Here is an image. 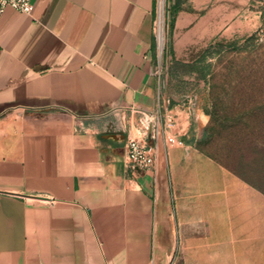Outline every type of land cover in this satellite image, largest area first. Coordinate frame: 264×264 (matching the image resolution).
<instances>
[{
  "label": "crops",
  "instance_id": "obj_1",
  "mask_svg": "<svg viewBox=\"0 0 264 264\" xmlns=\"http://www.w3.org/2000/svg\"><path fill=\"white\" fill-rule=\"evenodd\" d=\"M212 1H182L170 58L223 39ZM33 2L0 17V264H173L180 243L187 264H264V193L196 147L201 103L159 100L157 0ZM157 110L185 146L131 168Z\"/></svg>",
  "mask_w": 264,
  "mask_h": 264
},
{
  "label": "rangeland",
  "instance_id": "obj_2",
  "mask_svg": "<svg viewBox=\"0 0 264 264\" xmlns=\"http://www.w3.org/2000/svg\"><path fill=\"white\" fill-rule=\"evenodd\" d=\"M171 2L172 0L164 2V48L161 55L158 50L156 51L153 67L154 76L158 81L157 95L161 102L165 98L169 105L187 104L194 108L201 103L200 106L208 116L205 128L210 126V131L205 135L203 133L198 138V142H201L202 148L221 157L222 145L227 137H234L236 130L241 127H264V122L260 119H250L243 115V107L252 96L257 104L264 101V85L260 79H257V84L254 85L255 93L229 92V82L234 78V75L229 73L230 69L235 70L248 62H258L264 59V0H213L211 2L210 9L215 5L223 8L225 26L218 29L217 37L225 35L223 39L212 43L222 45L223 48L216 47L207 61L200 64L204 69L198 71L193 69L192 62L187 63L169 57L168 40L173 11L171 9L169 15L167 9ZM253 34H256V39L247 49L258 48V52L248 54L245 50L239 55L238 50L233 46L244 44L246 39ZM205 73H209L206 78L203 77ZM261 75L264 77V71ZM210 83L217 86L216 93L211 89ZM53 111L57 112L58 109H53ZM185 250V244L180 243L173 264H187L189 256H185ZM191 257L190 264H201V256H194L197 259L193 261Z\"/></svg>",
  "mask_w": 264,
  "mask_h": 264
},
{
  "label": "trees",
  "instance_id": "obj_3",
  "mask_svg": "<svg viewBox=\"0 0 264 264\" xmlns=\"http://www.w3.org/2000/svg\"><path fill=\"white\" fill-rule=\"evenodd\" d=\"M182 1L183 0H172L167 9L169 15L171 9L173 11V17L170 24L171 29L174 27L175 16L181 8ZM254 39H256V34H253L246 39L244 44L235 45L233 48L238 50L237 53L239 55L244 53L245 50L248 54L258 52V48L255 50L247 49ZM216 47L219 49L223 48L222 45H210L198 59L192 62L193 69L196 71L204 69L200 64L207 61L208 57L213 54V50ZM263 71L264 59L258 62H248L241 67H237L235 70L230 69L229 73L234 75V78L229 82V92L232 91V93L237 94L255 93L254 85L257 84V79H260L262 85H264V77L261 75ZM207 75H209V73L203 74V77L206 78ZM210 86L216 93L217 86L213 83H210ZM243 111V115L247 116V118H258L261 122H264V101L261 104H257L255 98L252 96L243 107ZM238 121L240 122L241 119ZM209 131L210 126H207L204 130V135L209 133ZM196 147L223 165L229 171L238 175L264 193V127H241V129L236 130L234 137H227L226 142L222 145L221 157L202 148L201 142L197 141Z\"/></svg>",
  "mask_w": 264,
  "mask_h": 264
},
{
  "label": "built area",
  "instance_id": "obj_4",
  "mask_svg": "<svg viewBox=\"0 0 264 264\" xmlns=\"http://www.w3.org/2000/svg\"><path fill=\"white\" fill-rule=\"evenodd\" d=\"M160 5L161 0H158L157 17L154 21V34L159 55L164 48V23L162 32L160 30ZM7 7H12L18 11L25 13H32L34 9L33 0H0V17L2 12ZM153 122L151 132V142L145 138L129 137L126 143V164L131 167L153 168L156 166L160 146L164 142L168 147H182L185 146V141L172 131L178 122V117L175 113L163 114L161 110H157L150 114Z\"/></svg>",
  "mask_w": 264,
  "mask_h": 264
},
{
  "label": "bare ground",
  "instance_id": "obj_5",
  "mask_svg": "<svg viewBox=\"0 0 264 264\" xmlns=\"http://www.w3.org/2000/svg\"><path fill=\"white\" fill-rule=\"evenodd\" d=\"M164 2L165 0H161V5H160V30L162 32V26H163V20H164Z\"/></svg>",
  "mask_w": 264,
  "mask_h": 264
}]
</instances>
